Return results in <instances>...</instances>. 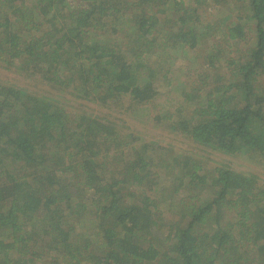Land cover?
I'll list each match as a JSON object with an SVG mask.
<instances>
[{
    "label": "trees",
    "instance_id": "1",
    "mask_svg": "<svg viewBox=\"0 0 264 264\" xmlns=\"http://www.w3.org/2000/svg\"><path fill=\"white\" fill-rule=\"evenodd\" d=\"M0 67V264H264V0H0Z\"/></svg>",
    "mask_w": 264,
    "mask_h": 264
},
{
    "label": "rangeland",
    "instance_id": "2",
    "mask_svg": "<svg viewBox=\"0 0 264 264\" xmlns=\"http://www.w3.org/2000/svg\"><path fill=\"white\" fill-rule=\"evenodd\" d=\"M224 12H220L217 13V16L223 15ZM215 15V17H216ZM179 75L182 77L181 80H183V72L178 70ZM0 82H4V83H22V81L20 80V78H18V76L13 72V71H8L2 67H0ZM46 87V86H45ZM43 87V88H45ZM182 87L180 85L175 86L174 88L171 89V92L167 95V97L169 99H174L176 100L179 95H182ZM164 92V94L162 95V97L159 98V104H157L156 106L161 108V107H165L166 109L168 108H172L173 106L176 105H168L166 104V94L165 91L166 90H162ZM79 101L81 100H76L74 101V104H77ZM81 104L83 106H85L86 108H89L91 111L97 113V114H102V115H106L108 117H111L113 119H122V121H126L128 124H130V128L134 130L139 129L140 133H142V137L144 138H157L160 140L159 144L162 147H165L166 144V139L171 138L174 142V144H187L186 141H184L183 139H181L180 137L176 136V135H169L166 132H164V129L161 128L160 126H157L155 124H153L150 120H146V122L143 119V113H140L138 115H131L129 116V113L125 115L119 114L118 112H109L108 110L102 108V107H98L96 104H94V102H86L83 103L81 102ZM131 112H135V111H131ZM136 113V112H135ZM136 117V118H134ZM126 118V119H125ZM127 130V127L125 128ZM138 131V130H137ZM126 132V131H124ZM145 132L149 133V136L145 134ZM190 146H192V144L190 143ZM216 159H222L225 160L222 156H214ZM238 158V159H237ZM234 159H229L230 162H228L230 165H232L233 167L237 168V169H241V170H249V169H256V166H253L252 164H255L252 160H249L248 157L244 156V157H237ZM226 159H228L226 157ZM257 170V169H256ZM258 171V170H257ZM260 172V171H259ZM258 172V173H259ZM261 173V172H260ZM262 173H264V170L262 171ZM263 175V174H262ZM264 176V175H263ZM167 208V207H163V210Z\"/></svg>",
    "mask_w": 264,
    "mask_h": 264
}]
</instances>
